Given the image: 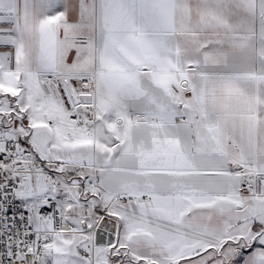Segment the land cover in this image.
Returning <instances> with one entry per match:
<instances>
[{"label": "snow or ice", "instance_id": "snow-or-ice-1", "mask_svg": "<svg viewBox=\"0 0 264 264\" xmlns=\"http://www.w3.org/2000/svg\"><path fill=\"white\" fill-rule=\"evenodd\" d=\"M0 264H264V0H0Z\"/></svg>", "mask_w": 264, "mask_h": 264}, {"label": "crops", "instance_id": "crops-1", "mask_svg": "<svg viewBox=\"0 0 264 264\" xmlns=\"http://www.w3.org/2000/svg\"><path fill=\"white\" fill-rule=\"evenodd\" d=\"M70 2H73V3H74V2H75V0H70Z\"/></svg>", "mask_w": 264, "mask_h": 264}]
</instances>
